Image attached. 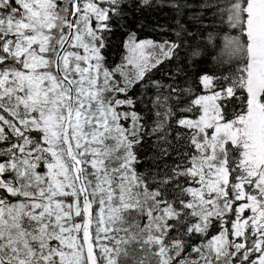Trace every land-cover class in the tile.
Instances as JSON below:
<instances>
[{
    "label": "snow or ice",
    "instance_id": "6c2138e0",
    "mask_svg": "<svg viewBox=\"0 0 264 264\" xmlns=\"http://www.w3.org/2000/svg\"><path fill=\"white\" fill-rule=\"evenodd\" d=\"M0 264H264V0H0Z\"/></svg>",
    "mask_w": 264,
    "mask_h": 264
}]
</instances>
